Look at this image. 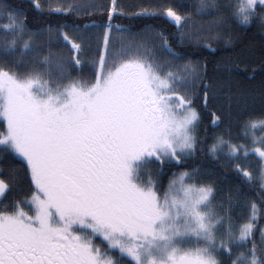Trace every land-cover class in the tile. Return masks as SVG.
<instances>
[{
  "label": "snow or ice",
  "instance_id": "snow-or-ice-1",
  "mask_svg": "<svg viewBox=\"0 0 264 264\" xmlns=\"http://www.w3.org/2000/svg\"><path fill=\"white\" fill-rule=\"evenodd\" d=\"M48 11L75 19L33 28L0 0V158L19 157L33 186L0 207V264H264V0H199L197 18L171 5L128 12L118 0ZM121 16L166 17L180 45L226 54L210 77L206 59H186L151 25L132 32ZM93 39L102 51L91 79L73 76ZM202 108L210 126L227 127L202 138ZM205 151L260 202L239 185L217 200L215 174L199 167L162 187L165 164ZM251 156L255 173L241 162ZM12 188L0 175V198Z\"/></svg>",
  "mask_w": 264,
  "mask_h": 264
},
{
  "label": "trees",
  "instance_id": "trees-1",
  "mask_svg": "<svg viewBox=\"0 0 264 264\" xmlns=\"http://www.w3.org/2000/svg\"><path fill=\"white\" fill-rule=\"evenodd\" d=\"M12 2L21 8H23L28 15L29 25L33 28L43 27L48 23L56 24L63 23L66 20L71 21L75 17H65L62 14L51 13L48 11V5L53 7L57 3H65L67 0H41V3L45 5L43 9L35 8L32 4V0H12ZM76 2H81V0H76ZM84 3H94L96 5H107L108 0H83ZM118 2L123 6V8L128 12H137L140 8L150 7L155 8L163 5H171L180 9L182 12H191L194 14L196 12V7L199 3V0H118ZM239 2V0H237ZM93 19L98 22L103 20L104 17L97 12ZM7 19L0 18V24L7 23ZM78 23L85 22L82 18L77 21ZM114 22L121 24L127 27H130L132 32L138 33L145 26L151 25L153 28L164 31L166 34H169L174 41V46L176 50L183 53L186 59H191L193 61L197 59H206L207 61V71L208 75L214 76L216 74L215 64L217 60L226 53L223 50H217L212 52L206 48H197L193 45L183 46L176 42L177 38L175 33L178 31L177 27L166 17L163 16H121L114 19ZM95 31V30H92ZM257 30L251 28L249 30V35L255 33ZM258 39V37H257ZM125 43H127L125 41ZM120 47V41L117 40L115 43L116 51L110 53V55L117 54ZM102 47L98 46L96 41L93 39L90 42V46L87 47L84 52L81 54L80 58L82 64L78 67L77 70L73 71V76H78L84 80L91 79L95 71V61L98 56L101 54ZM184 61H178V64H182ZM179 70V69H177ZM254 82L245 81V85H250ZM227 101L221 96L216 101V107L221 110H226ZM260 103L259 101L255 104L256 114H259ZM203 115V122L200 125V136L203 138L205 136L210 137L213 131H223L227 127V121L224 125H221L219 128L215 126H210V112L205 109H201ZM6 127L2 119H0V131H3ZM235 131V127H233ZM210 142V140L208 141ZM244 165L249 166V170L255 173L258 165V160L256 156H251L246 160L241 161ZM152 169L153 177H155V170L159 167L156 164L149 166ZM180 167H187L189 169L199 167L202 173H214V179L217 181V187L219 189L217 194V200L226 199L229 191L233 190L237 185H239L242 190L245 192L246 197H251L260 202L259 190H253L252 187H249L246 184H240L238 175L235 171L232 170L231 166H223L222 163H217L211 156L205 152L198 153L195 157L189 159L186 164L178 166L176 164H165L164 171L160 176L162 187H166L168 178L171 176L172 172L176 171ZM0 175H3L5 179L11 178L13 188L11 193H9L7 199L0 198V207L6 203H10L14 200H20L24 197H27L30 192L33 190L31 184L30 176L26 170V166L20 161L19 157L9 156L7 160L0 158ZM247 212V208H237L235 215L238 219H243V214Z\"/></svg>",
  "mask_w": 264,
  "mask_h": 264
},
{
  "label": "flooded vegetation",
  "instance_id": "flooded-vegetation-1",
  "mask_svg": "<svg viewBox=\"0 0 264 264\" xmlns=\"http://www.w3.org/2000/svg\"><path fill=\"white\" fill-rule=\"evenodd\" d=\"M29 209H26V211H28Z\"/></svg>",
  "mask_w": 264,
  "mask_h": 264
}]
</instances>
